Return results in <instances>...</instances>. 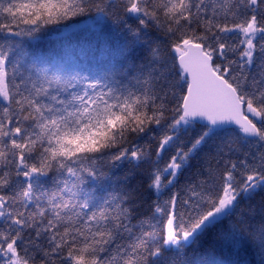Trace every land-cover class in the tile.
Listing matches in <instances>:
<instances>
[{"label": "snow or ice", "instance_id": "1", "mask_svg": "<svg viewBox=\"0 0 264 264\" xmlns=\"http://www.w3.org/2000/svg\"><path fill=\"white\" fill-rule=\"evenodd\" d=\"M0 264H264V0H0Z\"/></svg>", "mask_w": 264, "mask_h": 264}]
</instances>
